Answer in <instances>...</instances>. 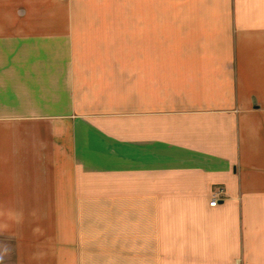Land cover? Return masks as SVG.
I'll return each mask as SVG.
<instances>
[{
    "label": "crops",
    "instance_id": "crops-1",
    "mask_svg": "<svg viewBox=\"0 0 264 264\" xmlns=\"http://www.w3.org/2000/svg\"><path fill=\"white\" fill-rule=\"evenodd\" d=\"M182 7L172 20L150 21L177 45L132 47L142 55L134 63H121L117 48L88 57L89 48L66 42L85 20L0 13V207L54 197L63 120L64 185L88 161L120 165L131 168V191L200 199L207 232L222 218L232 230L238 217L240 254L147 255L145 263L264 264V0ZM219 188L223 200L212 207ZM31 243L16 241V264H44L24 251Z\"/></svg>",
    "mask_w": 264,
    "mask_h": 264
},
{
    "label": "rangeland",
    "instance_id": "rangeland-1",
    "mask_svg": "<svg viewBox=\"0 0 264 264\" xmlns=\"http://www.w3.org/2000/svg\"><path fill=\"white\" fill-rule=\"evenodd\" d=\"M192 1L1 0L0 13L85 20L74 23L77 28L66 42L89 48L94 54L88 57H96L99 48H117L121 63H134L133 59L142 55H133L132 47L177 45L171 38L174 34L159 39L150 21L155 20L153 16L172 20L166 16L182 14V5ZM61 37L57 45L64 41ZM66 128L65 121H56V143L61 151H57L56 188L49 193L54 197L8 199L0 207V264H16V241L20 237L34 241L24 251H34L44 264H147L143 261L147 255L241 253L239 231L234 229L238 228V217H232V230L224 228L229 225L222 218L207 232L206 224L197 216L200 199L177 197L181 193L171 189L131 191V168L88 161L73 167L71 182L64 185L63 149L69 142ZM230 207L238 212L239 200Z\"/></svg>",
    "mask_w": 264,
    "mask_h": 264
},
{
    "label": "built area",
    "instance_id": "built-area-1",
    "mask_svg": "<svg viewBox=\"0 0 264 264\" xmlns=\"http://www.w3.org/2000/svg\"><path fill=\"white\" fill-rule=\"evenodd\" d=\"M223 190L221 188L217 189L209 202V205L215 207L219 204L220 200L222 199Z\"/></svg>",
    "mask_w": 264,
    "mask_h": 264
}]
</instances>
